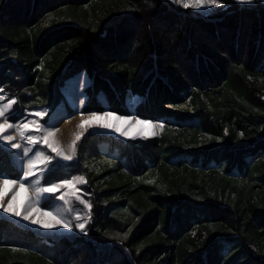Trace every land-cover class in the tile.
I'll use <instances>...</instances> for the list:
<instances>
[{"label":"trees","instance_id":"trees-1","mask_svg":"<svg viewBox=\"0 0 264 264\" xmlns=\"http://www.w3.org/2000/svg\"><path fill=\"white\" fill-rule=\"evenodd\" d=\"M80 72L84 109L163 127L87 132L67 162L49 153L40 183L86 181V234L0 215V264H264V0L206 13L171 0H0L11 120L47 122ZM0 171L18 177L9 156Z\"/></svg>","mask_w":264,"mask_h":264},{"label":"rangeland","instance_id":"rangeland-1","mask_svg":"<svg viewBox=\"0 0 264 264\" xmlns=\"http://www.w3.org/2000/svg\"><path fill=\"white\" fill-rule=\"evenodd\" d=\"M174 2V0H171ZM239 3H251L256 0H236ZM190 5H195L197 0H187ZM175 3V2H174ZM178 4V3H176ZM182 6V4H179ZM217 5L212 6H204L200 8H196L194 6H190L191 8L201 11V12H209ZM162 30H160V33ZM88 83V78L84 72H80L69 79L66 80L65 84L61 88V93L64 96L65 102L60 104L57 110L50 116L47 122L42 120V116L35 115V113H44L43 111H31L27 115L23 116L18 120H11L9 119L7 122L12 123L14 125H21L24 123L32 122L29 125V128L24 131L25 137L29 135L36 136L38 138V142L35 145H31L27 143L26 139H21L19 132L15 127L10 129H5L3 132H0V137L4 135L13 136L14 139L11 143H18L21 145L20 148L13 149L11 148L10 144H6L2 139H0V155L1 157L9 156L11 159L12 164L14 165L15 171L18 173V177H23V171L21 168L23 165L27 164V161L34 157L36 151H42L44 155L50 156V154H55L52 152L50 148L47 147L46 144L43 143V137L45 136L46 132L51 131L54 135L48 137L49 143H51L54 147H57L60 151H62L65 155H69L70 153V145L72 141L75 139L76 135L80 133H87V132H100V133H107L111 134L120 138H128V137H136V136H143L141 133H150L155 132L156 134L159 132L160 128H146L141 124H137L136 120H143V121H150L153 124L159 125L160 121L158 120H150L138 117L135 114L130 115H121L119 113L105 110L103 112L97 111H89L84 109L85 101H86V94L84 92V87ZM0 97L4 99L0 100V106L6 105L9 100L5 97L4 94L0 93ZM101 101H103V97H99ZM129 100L131 102L136 100V97H130ZM105 112H111L116 116L126 117L129 118L128 122L126 123L124 120H116L111 117L101 119V120H94L91 121L93 127L88 129V121L90 114H103ZM7 115V113H6ZM0 123H5L4 118H0ZM100 124H109L114 127L119 128L121 131H126L130 133V136H121L119 132L113 131L112 127L109 128H102ZM37 125L39 127H37ZM82 125V126H81ZM87 129V131H85ZM28 147L31 149L28 156L25 157L23 155V148ZM50 153V154H49ZM57 156V155H56ZM60 160L67 162L69 160H63L59 156H57ZM45 170V165L37 161L36 168L34 169L35 175L33 177H29L25 183L29 185L28 191L25 192L24 190L19 189L17 186H5L0 183V191H3V201L2 203L7 206L9 200L12 197L16 196V203L17 204H24L25 197H29L32 200L33 206H40L35 204V197H34V187L33 182L35 180H39L42 176L43 171ZM17 177V178H18ZM73 177H80L76 174L69 176L64 180H72ZM10 178V177H8ZM17 178H10V179H17ZM63 180L59 181L62 182ZM57 182V183H59ZM40 187L48 186V184L39 183ZM75 192V195L73 193ZM64 195V200L57 199L60 195ZM79 196V200L76 197ZM65 200L68 201V204H65ZM84 201L81 203L80 201ZM42 202V211H50L54 214L56 219L61 220L63 223L67 221L70 223L71 228L65 229L61 225H57L52 229H43L39 227V225H33L30 221H25L19 217L11 216L10 214L3 213L2 209H0V215L11 218L19 223L24 225L30 226L40 232H47V233H68L73 231V225L76 223H83L86 219V210L87 208L84 206L85 203L88 204L87 198L85 196L84 191L81 188V184H75L74 186H68L66 188H62L58 190L56 193H46L41 197ZM79 215L80 219L77 220L76 216ZM35 219H39L44 222L55 223L53 217L50 216H43L40 213L34 214Z\"/></svg>","mask_w":264,"mask_h":264},{"label":"snow or ice","instance_id":"snow-or-ice-1","mask_svg":"<svg viewBox=\"0 0 264 264\" xmlns=\"http://www.w3.org/2000/svg\"><path fill=\"white\" fill-rule=\"evenodd\" d=\"M174 2L178 3V4H182V6L184 8H188L190 6L200 8V7H204V6H212V5L218 4V0H197L195 5H190L187 2V0H174ZM2 99H4V98L0 97V100H2ZM14 103H16V101L13 99V100H9L6 105L0 106V118L5 119V123H0V132H3L5 129H10V128L15 127L17 129V131L19 132L21 139H26L28 144L35 145L38 142V138L36 136L29 135V136L25 137V135H24V131L29 128V125L32 123L31 121L28 123L21 124V125H14L12 123L7 122L14 115V113H12V111H11V106ZM6 113H7V115H6ZM35 115L43 116L44 113H35ZM109 117L116 119V120H124L126 123L129 120V118L116 116L111 112H105L102 115L93 113V114H90V116H89L88 129L93 127V124L91 123V121L101 120V119H105V118H109ZM136 123L141 124L144 127L150 128V129L151 128H157V127H159V128L163 127V124L156 125L150 121H143V120H139V119L136 120ZM99 126L102 128L112 127L113 131L119 132V134L121 136H130V133H128L126 131H121L119 128L114 127V126L109 125V124H100ZM37 127H39V126L37 125ZM85 131H87V129H85ZM155 134H156L155 132L141 133V135H145V136L146 135H155ZM52 135H54L53 132H51V131L46 132L45 136L43 137V143L46 144L47 147L50 148L52 152H55L56 155L59 156L60 158H62L63 160L73 159V157L76 154V144L82 138L83 133L76 135L75 139L72 141V144L70 145V153L71 154H69V155H65L57 147H54L51 143H49L48 137H50ZM132 138H135V137H132ZM0 139H2L6 144H10L11 148H13V149L21 147V145L18 143H11V141L14 139L13 136L4 135V136L0 137ZM30 151H31L30 148L24 147L23 148V155L25 157H27ZM53 159L54 158L51 156L44 155L42 151H36L34 157L29 159L27 161V164L23 165V167L21 168V170L23 171V177L22 178L18 177L17 179H10L7 177L6 173L0 171V183H2L5 186H9V187L17 186L19 189L27 192L29 185H27L25 183V181L29 177H33L35 175L34 169L36 168L37 161H40L45 166H48ZM39 183H40V181L37 179L33 182L32 186L34 187L35 204L40 205V206H33L32 200L27 196L25 197L24 204H17L15 195L12 197L11 200L8 201L7 206H5L2 203L4 193H3V191H0V209H2L3 213H7V214H10L11 216L19 217L25 221H30L33 225H39V227H41L43 229H52V228L56 227L57 225H61L65 229H70L71 225L69 222L64 221L62 223L61 220L56 219V217L54 216V214L52 212L41 210L42 209L41 197L46 193H56L58 190H60L62 188H66L68 186H74L75 184H84V183H86L84 177H82V176L73 177L72 180H63L62 182H59V183H49L48 186H45V187L37 186V185H39ZM73 195H75V192L73 193ZM56 198L64 200V195L62 194ZM76 199L79 200L80 199L79 196H77ZM64 202L66 205L68 204L67 200H65ZM80 202L84 203V201H82V200ZM84 206L86 208H88L89 210L91 208V205L87 204V203H85ZM36 213H40V215H43V216L53 217V219L55 220V223L44 222V221H41L39 219L33 218L34 214H36ZM76 219L79 220L80 216L77 215ZM87 223H88V220L85 219L83 223H76L75 228L79 229L81 232H84L86 234L85 225Z\"/></svg>","mask_w":264,"mask_h":264}]
</instances>
